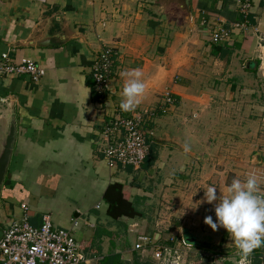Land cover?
<instances>
[{
    "label": "crops",
    "instance_id": "crops-1",
    "mask_svg": "<svg viewBox=\"0 0 264 264\" xmlns=\"http://www.w3.org/2000/svg\"><path fill=\"white\" fill-rule=\"evenodd\" d=\"M172 1L0 0V50L11 62L30 59L44 69L38 81L28 74H0V140L10 122L15 127L0 192L1 229L23 214V204L34 226L53 210L56 227L76 230L83 216L79 244L96 258L92 264L111 253L121 254L126 264H133L135 253L157 264L150 254L133 250L137 235L151 229L156 239H163L167 228L182 239L183 231L216 239L222 251L235 246L222 227L213 231L204 223L205 216L215 220L204 191L212 185L217 195L225 193L239 175L232 167L236 158L228 156L227 166L223 155H236L253 136L247 128L254 124L264 0H190V19L178 14ZM246 1L247 27L213 43L215 27L243 21ZM104 45L117 54L102 96L91 70ZM134 68L142 71L145 92L124 112L120 73ZM166 92L176 105L145 124L154 135L142 166L111 169L99 150L104 125L158 106ZM114 181L129 186L142 217L115 223L102 217L104 193ZM58 201L63 208L55 211ZM98 224L107 229L100 231Z\"/></svg>",
    "mask_w": 264,
    "mask_h": 264
},
{
    "label": "built area",
    "instance_id": "built-area-1",
    "mask_svg": "<svg viewBox=\"0 0 264 264\" xmlns=\"http://www.w3.org/2000/svg\"><path fill=\"white\" fill-rule=\"evenodd\" d=\"M246 1L242 6L244 19L228 28L215 27L211 41L220 43L232 37L234 30L247 27ZM116 50L104 45L92 65L95 92L104 95L108 90L113 72ZM28 74L34 81L44 75V69L30 59L11 62L7 52L0 50V74ZM176 105L175 97L166 92L162 102L151 108L135 111L130 115H118L106 123L101 131L99 150L110 168L117 165L140 168L149 153V140L154 131L145 124L158 115L168 113ZM23 214L14 220L0 238V264H92L96 258L87 255L73 235L72 229L58 228L50 215L42 218L39 226L29 219L28 207L22 205ZM78 221H73L76 227ZM183 239L180 235L156 239L150 234L137 235L134 251L151 255L157 264H184ZM217 256V255H215Z\"/></svg>",
    "mask_w": 264,
    "mask_h": 264
},
{
    "label": "clouds",
    "instance_id": "clouds-1",
    "mask_svg": "<svg viewBox=\"0 0 264 264\" xmlns=\"http://www.w3.org/2000/svg\"><path fill=\"white\" fill-rule=\"evenodd\" d=\"M124 77L121 91V111H132L145 92V82L140 68L120 73ZM188 150L187 145L184 148ZM217 188L209 185L204 191V201L214 205L215 220L205 216L204 223L213 231L222 227L230 236L239 259L237 264H251L254 249L264 247V194L254 174L245 180L233 178L225 187V193L217 195Z\"/></svg>",
    "mask_w": 264,
    "mask_h": 264
},
{
    "label": "rangeland",
    "instance_id": "rangeland-1",
    "mask_svg": "<svg viewBox=\"0 0 264 264\" xmlns=\"http://www.w3.org/2000/svg\"><path fill=\"white\" fill-rule=\"evenodd\" d=\"M258 57H260V64L258 67V79L254 82V89H256V95L255 97H252V102L254 103V118L252 119L254 124L252 123V126H248L247 128V133H252L249 135V138H247L244 143H242L241 146H239L234 152L236 155H223L225 157V160H223L224 165L230 166L231 161H229L227 158L228 156L235 157L236 158V164L233 165L232 167L237 169L239 176H236V178L240 180H245L246 177L249 174H254L257 179L259 186L262 190L261 194H264V39L263 42L261 43L259 47V52H258ZM246 138L245 136H240L238 139H243ZM253 138V139H252ZM252 139V140H251ZM256 152H260L262 155L261 157L255 158L256 155H254ZM257 159V160H256ZM260 161V162H258ZM111 169H117V168H111ZM129 187L128 185H126ZM134 202V201H133ZM136 208L137 203H133ZM58 208H63V202L58 201L55 204V207L53 209L56 211ZM50 217L53 221L54 214L53 210L49 211ZM21 215L18 217L20 218ZM53 217V218H52ZM102 217L106 219V221L110 222H116V220L111 219L108 217L106 214H103ZM79 223H81L82 227L84 228L83 221L85 220V217L81 216L79 217ZM114 222V223H115ZM78 223V224H79ZM54 224V221H53ZM99 227L98 229L100 231H103L104 228L107 225L104 224H98ZM80 228L76 227V230H73V235L76 238V240L80 243L82 239V230ZM85 229V228H84ZM163 229V237L164 238H169L173 235H180L179 233H176L174 229H167V228H162ZM155 230H149L148 233L153 234ZM220 231V230H219ZM217 232V236L219 239L222 234L221 232ZM222 231V230H221ZM193 232V231H192ZM107 235H110L108 231H106ZM216 234V233H215ZM198 236V238L201 240L198 244H187L183 241V262L184 264H223L225 261H230L232 264H237L238 259H239V254H238V249L236 247H230L228 251L222 252L220 250V243H217L215 240L216 239H210L207 236L201 235L199 233L195 234ZM116 236L112 235V240L115 239ZM212 238H215L212 236ZM84 240V239H83ZM219 241V240H218ZM205 243H208V245H204ZM128 241L126 240V243L123 242V244L128 246ZM214 243V244H212ZM83 243H81V246L83 247ZM85 246V245H84ZM203 248H208L209 250H205ZM228 248V247H227ZM216 250V251H215ZM264 257V250L262 253ZM219 255V256H215ZM134 257V256H133ZM251 257V256H250ZM251 261V258H250ZM153 264V263H150ZM264 264V262H263Z\"/></svg>",
    "mask_w": 264,
    "mask_h": 264
},
{
    "label": "trees",
    "instance_id": "trees-1",
    "mask_svg": "<svg viewBox=\"0 0 264 264\" xmlns=\"http://www.w3.org/2000/svg\"><path fill=\"white\" fill-rule=\"evenodd\" d=\"M104 202L107 204L106 215L116 221H119L123 218L134 219L143 216V213L139 211L134 206L133 202L130 200V192L128 187L121 182L114 181L108 186L107 190L104 193ZM203 249L209 250L208 248H203ZM263 250L264 247H260L253 250L250 257L251 264H263L264 262V257L262 256ZM222 252H226V251L224 250ZM96 264H126V262L124 261L121 254L111 253L99 259V261ZM133 264H150V263L148 261H144V262L141 261L139 255L135 253ZM223 264H232V263L230 261H225Z\"/></svg>",
    "mask_w": 264,
    "mask_h": 264
},
{
    "label": "water",
    "instance_id": "water-1",
    "mask_svg": "<svg viewBox=\"0 0 264 264\" xmlns=\"http://www.w3.org/2000/svg\"><path fill=\"white\" fill-rule=\"evenodd\" d=\"M172 2L174 6L177 7L178 11L176 12L178 14L187 17V19H190V0H173ZM14 134H15V127L12 121L7 125L6 133L2 134L3 136L0 140V192L10 163L13 142H14ZM258 157H261L260 153H256L255 158ZM2 235H3V229L0 228V238L2 237ZM182 237L184 242L187 244H196V243L198 244L199 242H201L198 236L187 233L185 231L182 232Z\"/></svg>",
    "mask_w": 264,
    "mask_h": 264
},
{
    "label": "flooded vegetation",
    "instance_id": "flooded-vegetation-1",
    "mask_svg": "<svg viewBox=\"0 0 264 264\" xmlns=\"http://www.w3.org/2000/svg\"><path fill=\"white\" fill-rule=\"evenodd\" d=\"M204 245L206 246V245H208V243H205V242H204Z\"/></svg>",
    "mask_w": 264,
    "mask_h": 264
}]
</instances>
